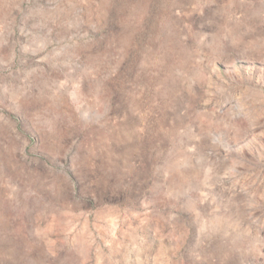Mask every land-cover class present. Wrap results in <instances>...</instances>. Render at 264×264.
<instances>
[{
	"label": "rangeland",
	"instance_id": "1",
	"mask_svg": "<svg viewBox=\"0 0 264 264\" xmlns=\"http://www.w3.org/2000/svg\"><path fill=\"white\" fill-rule=\"evenodd\" d=\"M0 264H264V0H0Z\"/></svg>",
	"mask_w": 264,
	"mask_h": 264
}]
</instances>
